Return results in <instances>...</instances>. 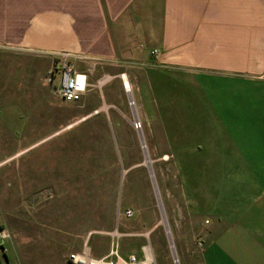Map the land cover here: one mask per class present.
Returning <instances> with one entry per match:
<instances>
[{
  "label": "rangeland",
  "instance_id": "rangeland-1",
  "mask_svg": "<svg viewBox=\"0 0 264 264\" xmlns=\"http://www.w3.org/2000/svg\"><path fill=\"white\" fill-rule=\"evenodd\" d=\"M51 65L48 53L0 46V227L10 233L5 264H68L69 253L84 243L102 256L116 242L122 255L149 247L156 264H173L171 253L184 264L182 250L196 234L188 221L195 207L181 204V179L188 174L169 155L178 150L159 120L211 122L220 95H188L189 83L181 85L184 104H138L140 66L97 60L89 90L78 102H65L47 82ZM88 65L75 63L79 70ZM122 72L134 105L127 104ZM193 77L187 73L188 82ZM251 117L259 118L254 109Z\"/></svg>",
  "mask_w": 264,
  "mask_h": 264
},
{
  "label": "crops",
  "instance_id": "crops-1",
  "mask_svg": "<svg viewBox=\"0 0 264 264\" xmlns=\"http://www.w3.org/2000/svg\"><path fill=\"white\" fill-rule=\"evenodd\" d=\"M0 46L140 66L138 104L220 95L211 122L159 120L201 237L187 240L183 262L264 264V0H0Z\"/></svg>",
  "mask_w": 264,
  "mask_h": 264
},
{
  "label": "built area",
  "instance_id": "built-area-1",
  "mask_svg": "<svg viewBox=\"0 0 264 264\" xmlns=\"http://www.w3.org/2000/svg\"><path fill=\"white\" fill-rule=\"evenodd\" d=\"M153 55H158L156 49L152 50ZM52 65L47 71V82L52 85L54 92L60 99L65 102H78L82 96L91 87L89 74L93 72L95 67V59L90 61L86 70H79L75 67L74 56L69 52H59L50 54ZM82 60V59H81ZM101 60V59H100ZM121 80L122 87L126 93L127 104H136L135 98L132 95V86L127 75L122 72L118 74ZM110 78L108 76L106 79ZM104 79V80H106ZM134 128H140L141 123L139 120H133ZM126 217H131L133 211L130 208L123 210ZM208 220H205L207 222ZM164 227V232L168 235L167 229ZM120 233L117 229L112 232V236L118 239ZM10 238L9 231L0 227V264H5V244ZM199 245H202L199 242ZM172 248V246H170ZM173 264H179V259L176 253H171ZM68 264H156L153 252L149 247L142 248V254L136 255L135 253H128L122 255L118 249V243H112L110 250L102 256H94L91 253L90 247L84 243L80 251L71 252L68 255Z\"/></svg>",
  "mask_w": 264,
  "mask_h": 264
},
{
  "label": "bare ground",
  "instance_id": "bare-ground-1",
  "mask_svg": "<svg viewBox=\"0 0 264 264\" xmlns=\"http://www.w3.org/2000/svg\"><path fill=\"white\" fill-rule=\"evenodd\" d=\"M146 162H148L147 157H146ZM150 171H151V170H150ZM150 173H151V172H150ZM151 176H152V174H151ZM162 222L165 223V225H166V220H165L164 216H162ZM166 228H167V227H166Z\"/></svg>",
  "mask_w": 264,
  "mask_h": 264
}]
</instances>
